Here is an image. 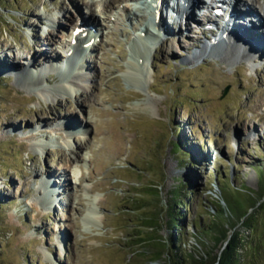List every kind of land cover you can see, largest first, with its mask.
<instances>
[{
  "label": "rangeland",
  "instance_id": "rangeland-1",
  "mask_svg": "<svg viewBox=\"0 0 264 264\" xmlns=\"http://www.w3.org/2000/svg\"><path fill=\"white\" fill-rule=\"evenodd\" d=\"M239 1L244 23L230 24L240 35L229 39L258 47L257 61L222 48L207 56L210 35L196 17L186 28L172 15L174 29L145 39L149 48L136 40L139 22L110 0H0V264H167L180 178L193 190L191 209L181 208L182 263L208 264L225 228L248 248L250 230L224 197L238 194L248 208L243 197L259 194L264 36L254 30L264 22L252 17L264 19V0L252 5L261 13ZM90 11L104 33L72 58L73 27ZM65 77L79 84L68 91ZM254 260L264 264V251Z\"/></svg>",
  "mask_w": 264,
  "mask_h": 264
},
{
  "label": "bare ground",
  "instance_id": "bare-ground-1",
  "mask_svg": "<svg viewBox=\"0 0 264 264\" xmlns=\"http://www.w3.org/2000/svg\"><path fill=\"white\" fill-rule=\"evenodd\" d=\"M123 1H126V3H129V1H133V3L137 2L136 0H110L111 4L109 3L107 6L108 7H112L113 5L118 3L117 6L119 7L123 3ZM139 1H140V4L137 5V6H133V7L131 6L130 10L128 9L129 7L127 8V5L126 6L125 5L121 6L122 7L121 10H123V12H124V13L122 12V14L124 16H126L130 20L131 19L132 20L135 19L137 22H139L138 25H140V26H137V27H139L138 29L141 32L136 34V40L138 39V42L141 41L144 45H146L149 48H152V47L154 48L156 46V44H154L152 42H149L150 43L149 44L148 42L145 41V39L148 40V38H152V36L161 37V34H163V33L166 34V32H167V30L169 28V25H170V27H172L171 23L173 21L170 20V18H172V15L175 17L174 18L175 20H177V18H178L177 21H178L180 26L182 24L186 28L187 27L189 28L190 27V23L189 22H191L196 17L197 9L199 8L200 4L203 3L204 6L209 8V6H210L212 1L216 2V3H225L227 0H211V1L209 0V4L207 3V0H178V8L177 9L179 11V14L181 15L180 18H179V16H175L174 15L173 10H172V4H171L172 2H171V0H152L151 3L153 4V6H152L153 10H152V15L150 16V20H148L147 14H145V12H143V11L146 10V7H148V1L149 0H139ZM252 3L255 4L256 0H252ZM91 4L92 5H94V4L97 5V2L93 1V2H91ZM259 7L262 10V13L264 15V3H261L259 5ZM209 11H210V9H209ZM241 11H242L241 1L234 0V4H233L231 10L227 9L225 11V14L228 13V15H229L227 20H225V21L222 20L220 22L211 23L210 25H207L205 27L206 28V30H205L206 32L205 33L210 35V37L208 38L209 42L207 43L209 45H207V47L205 48L206 50H208V55L211 52L218 54L220 49L222 48V49H225V51L229 55H231L233 53L234 55H238L242 59H247L248 58L250 60V59L254 58L256 61L258 60L259 52L254 53V52H256V50L257 51L259 50L258 47H254V46L250 47V46L245 45V44L241 45L240 42H239L240 44L238 43V40H236V41L233 40L232 41L231 39H229V37L231 38V36L233 35V33L232 34L230 33V29H231L230 28L231 27L230 24H232V23H233L232 25H234L236 23L238 24L241 21L240 20L241 19L240 17L242 16V12ZM94 12L95 11H90L89 14H87V15L84 14L81 17L82 20H83L82 25H87L88 28L87 27L82 28V32L77 33V35L75 37L76 40H77V42H76L77 44L73 47L72 52L69 54V56L71 55L72 58L77 59L78 56H79V52H81V51L83 52V51L89 50L92 47L95 48V46H94L95 43L90 42L91 39L89 37H90V34L93 37V33H91L92 32L91 26L94 25V22L96 21V18L98 17L97 15H101L102 14V9H99V11L97 12V15H95ZM260 13H261V11H260ZM209 14H210V12H209ZM184 17H185V20H183ZM245 17L247 18L246 21H245V24L246 23H248V24L253 23L251 21V19H250L251 17L248 16V14H246ZM252 18H255V16L252 17ZM54 19H56V18H54ZM54 19H52V22L54 21ZM257 20L259 21L260 25H261V23L264 22V19L263 20L259 19V17H257ZM234 21H237V22H234ZM241 23H244V22L241 21ZM69 26L70 27L72 26V22L71 21L69 22ZM180 26H179V28H180ZM203 26H205V25H203ZM203 26H202V28H203ZM262 27H264V25H262ZM74 29H76V26L73 27V30ZM254 31L257 32V33H260L261 35L264 36V28H263V31H260V30H257V29H255ZM254 31H250L249 32V36H247V37H251V39H253V37L256 36V33H254ZM124 32H126V31H124ZM191 32L192 31H190L189 33H191ZM72 33L73 32L71 30V35H72ZM83 33H86L87 35L85 36ZM235 33L239 34L240 32H235ZM236 34H234L233 36L235 38H238L239 36L236 35ZM219 39H221L223 41L219 42ZM85 41H87V42H85ZM88 42L91 43L90 44L91 46L85 47ZM232 42H233V44H232ZM236 43L239 46L236 45ZM171 44H172V42H168V45H169L168 47H172L173 45L171 46ZM215 45H217V47H214ZM82 46H84V47L82 48ZM242 48L245 49V50H247V48H249L250 50L248 49V54L250 52L251 53L250 55H252V57H250V56L248 57L247 55L244 57L243 54L241 53ZM137 49L139 50V49H142V48H137ZM142 51H143V49H142ZM261 53L264 54V52H261ZM52 58H50V60ZM48 65H51V64H46L45 63V66H44V69H43L44 71L42 72V74H45V77H47V73H48V70L50 68V66H48ZM9 66H11V67H8L6 65V67H8V68H5V69L8 70L9 72H11L12 74H14V70H12L13 69L12 68L13 64H11ZM63 66H65V64ZM133 66L137 67L138 65H137V63H133ZM64 81L65 82L67 81L69 83V85H64L65 89L68 90V91H72V86H74V85L76 86V85L79 84V81H77V80H75L73 78L65 77ZM64 123H65L64 125L67 126L65 128L68 129V124L65 121H64ZM84 131H86V130H84ZM70 132H72L70 134L73 136L74 130L73 131L71 130ZM72 161H77V158L72 159ZM51 189H52L53 193L54 192L57 193V191H58L57 187H52ZM96 199H97V197L92 198V203L93 204H94V201ZM89 209H90L89 213H88L89 217L90 218L97 217V214H96L97 211L94 210L96 208H92L91 207ZM92 222H94V221H92ZM49 260L53 261V259H52V257L50 255H49Z\"/></svg>",
  "mask_w": 264,
  "mask_h": 264
},
{
  "label": "trees",
  "instance_id": "trees-1",
  "mask_svg": "<svg viewBox=\"0 0 264 264\" xmlns=\"http://www.w3.org/2000/svg\"><path fill=\"white\" fill-rule=\"evenodd\" d=\"M176 148H178V145ZM181 152L187 157V153L184 149H181ZM190 161L192 163L191 156ZM256 169L259 179V194L257 197H253L250 194L243 197L244 201L248 202L250 205L248 208H245L244 202L241 201L242 199L238 194H230V196L225 195L224 197V200L228 202L233 212L238 215V218L241 219L246 229L250 230V244L248 248H245V238L240 236L239 232H234L232 235H229L228 229L225 228L222 230L220 236L215 237L217 240L216 243L225 240L224 246L208 264H255V256L264 251V160L262 161V167ZM221 182L222 180L220 183ZM151 189L153 188H149L152 196L153 194L159 195L157 188L154 189V192L153 190L151 191ZM222 189L225 192L226 187ZM192 194L193 190L186 178H180L179 184L171 192L170 203L172 205L170 208V221L175 230L169 241L165 242V246L162 245L169 250V260L167 264H183L182 257H180L181 254L178 251L180 244L179 239L183 235L185 219V211H182L181 208L185 207L187 210L188 207L191 209V206L189 204L187 205V203H189L188 199ZM153 218L154 217L150 218L151 221ZM147 223H151L150 220ZM235 225L236 222H233L232 226ZM247 250H249L248 255ZM245 253L247 257L243 259Z\"/></svg>",
  "mask_w": 264,
  "mask_h": 264
},
{
  "label": "water",
  "instance_id": "water-1",
  "mask_svg": "<svg viewBox=\"0 0 264 264\" xmlns=\"http://www.w3.org/2000/svg\"><path fill=\"white\" fill-rule=\"evenodd\" d=\"M226 91H228V88L226 89Z\"/></svg>",
  "mask_w": 264,
  "mask_h": 264
}]
</instances>
